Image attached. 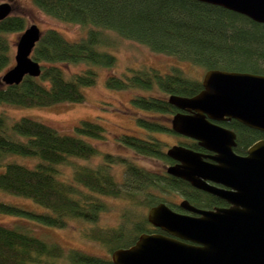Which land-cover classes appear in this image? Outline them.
<instances>
[{"label":"trees","instance_id":"1","mask_svg":"<svg viewBox=\"0 0 264 264\" xmlns=\"http://www.w3.org/2000/svg\"><path fill=\"white\" fill-rule=\"evenodd\" d=\"M46 16L57 21L86 28L77 42L67 41L54 29L41 31L31 59L41 67L39 78L25 77L17 86L0 83V105L15 108H44L57 104H79L84 101V88L97 81V72L90 65L112 68L115 58L99 50L109 45L104 31H112L122 39L147 47L155 54L173 57L201 70L246 73L264 76V25L225 10L194 0H31ZM26 28L21 17L0 22V76L11 65V46L5 35L22 33ZM85 64L77 72L68 73L66 65ZM203 77V76H202ZM201 79L192 78L177 67L162 74L153 68L132 70L124 79L110 76L106 87L123 91L140 89L148 95H135L132 105L165 119L177 110L167 99L170 96L191 98L202 90ZM156 117L138 118L140 127L148 131L145 138L121 135L117 141L142 157L158 158L170 163L164 145L152 133L174 135L171 126ZM236 136L238 156H245L249 147L264 134L231 120L221 125ZM78 136L105 139L104 128L81 121L74 128ZM22 139V140H21ZM180 146L201 153L197 142L183 138ZM96 149L74 136L62 135L38 121L22 118L15 122L0 115V192L22 197L47 210L37 214L0 201V214L47 228L63 229L68 221L77 220L93 225L83 239L98 243L110 254L97 257L78 250L64 249L57 243L37 238L22 225L13 228L0 225V264H113L111 254L133 246L142 234H164L147 222L149 209L166 204L175 212L187 201L202 210H213L226 204L209 194L192 188L188 183L156 174L136 166L125 158L103 155L95 167L71 165V182L61 179L58 167L69 157L88 160ZM9 155L38 158L34 168L9 161ZM123 165V180L118 183L111 171ZM127 202L116 228L96 227L99 215L109 211L107 201ZM181 199V202L174 201ZM132 212V213H131ZM131 226L127 228V224Z\"/></svg>","mask_w":264,"mask_h":264},{"label":"water","instance_id":"2","mask_svg":"<svg viewBox=\"0 0 264 264\" xmlns=\"http://www.w3.org/2000/svg\"><path fill=\"white\" fill-rule=\"evenodd\" d=\"M194 1L264 25V0ZM11 13L8 3L0 4V22ZM40 37L36 25L23 30L14 65L0 78L3 85L17 86L25 77H40L41 67L31 59ZM201 84L194 97H168L179 111L170 129L213 155L172 146L165 156L176 164L166 173L228 207L202 210L182 201L183 213H178L159 204L148 210L146 219L164 234H142L133 246L111 254L113 264H264V140L238 156L233 151L235 134L218 125L234 120L264 134V76L208 71Z\"/></svg>","mask_w":264,"mask_h":264},{"label":"rangeland","instance_id":"3","mask_svg":"<svg viewBox=\"0 0 264 264\" xmlns=\"http://www.w3.org/2000/svg\"><path fill=\"white\" fill-rule=\"evenodd\" d=\"M3 3L12 5L13 11L11 17L17 16L23 18L26 27L36 25L42 32L47 29H54L69 42L79 41L87 32L86 28L63 23L46 16L33 5L31 0H0V4ZM103 33L105 40L109 41L110 44L100 46L99 50L112 55L116 63L112 68L95 65L89 66L97 72V81L94 86L82 90L84 94V101L82 103H63L44 108H15L7 105H0V115L6 116L10 122H15L22 118H29L55 129L62 135L74 136L82 139L96 149L97 154L88 160L69 157L68 161L70 162L58 167L61 179L66 182H71L72 180L73 169H71V165L95 167L101 163L103 155L105 154L125 158L136 166L156 174H162L166 170L167 165L165 161L158 158L138 156L129 148L122 146L117 141V138L121 135H127L142 139L149 135L148 131L138 125V118L151 119V117H156L155 120L167 125H169L170 120H166L163 115L152 116V114L145 113L134 107L130 102V99L135 95H148L149 93L140 89L123 91L108 89L105 83L110 76L124 79L131 75L132 70H139L142 68H153L162 74H166L170 73L172 67L181 69L192 78L201 79L203 76L199 68L188 63L180 62L173 57L155 54L147 47L133 41L122 39L112 31H104ZM20 35L21 33H9L5 35L11 46V65H14L16 44ZM82 65L85 67L87 66L85 64L75 66L66 65L63 68L66 69L68 73L77 72L84 68ZM81 121H89L101 125L105 130V139L101 140L78 136L74 128L78 126ZM152 136L162 142L165 147V152L169 147L177 145V142H183V138L174 135L152 133ZM6 161L27 168H34L39 162V159L9 155ZM122 166L123 165H113L111 169L118 183H121L123 180ZM3 171L4 166L0 167V173ZM103 200H106V198H103ZM0 201L37 214L47 213V210L29 200L12 196L4 192H0ZM106 201L109 206V211L102 212L99 215L96 227L116 228L120 224L122 214L126 210L128 203L111 199H107ZM174 201L179 202V199H175ZM129 224L130 223L127 224V228L131 227ZM0 225L9 228L22 225L29 229L37 238L43 239L49 243H57L66 250H78L102 258L110 257L105 247H102L98 243L83 239L84 232H86L87 229L95 228L89 223L70 220L66 228H47L24 222L18 217L0 214ZM60 264L64 263L61 262Z\"/></svg>","mask_w":264,"mask_h":264},{"label":"flooded vegetation","instance_id":"4","mask_svg":"<svg viewBox=\"0 0 264 264\" xmlns=\"http://www.w3.org/2000/svg\"><path fill=\"white\" fill-rule=\"evenodd\" d=\"M10 5V4H9ZM11 6V9H12V11H13V8H12V5H10ZM177 113H179V111H177L175 114H177ZM174 114V115H175ZM184 114H187V113H184ZM173 115V116H174ZM173 116H170L169 118H167V120H170V122H169V125L171 126V119H172V117ZM223 123H225V122H223ZM223 123H220V124H218V125H222ZM178 137H180V138H183V137H181V136H178ZM186 139V138H185ZM189 140V139H188ZM180 142L181 141H179V142H177V145H180ZM173 146H176V145H173ZM172 147V146H171ZM170 148V147H169ZM202 149V148H201ZM203 150V149H202ZM201 154H203V155H205V156H212L213 154L212 153H210V152H207V151H205V150H203V152H201ZM169 161H170V163H166V165H167V167H166V169L168 168V167H170V166H173V165H175L176 164V162H174V161H172V160H170L169 159ZM208 162H211L212 163V161H210V160H207ZM165 172H166V170H165ZM204 193V192H203ZM212 196V195H211ZM214 197V196H213ZM181 202V199H179V202H178V204ZM225 207H228L227 205H225V206H221L220 208H225ZM178 213H183V211L180 209L179 211H178Z\"/></svg>","mask_w":264,"mask_h":264}]
</instances>
